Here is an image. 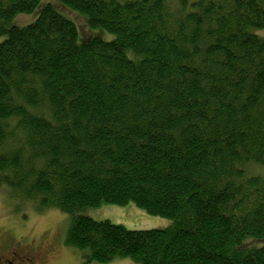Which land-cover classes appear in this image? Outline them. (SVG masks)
I'll use <instances>...</instances> for the list:
<instances>
[{"label": "trees", "instance_id": "1", "mask_svg": "<svg viewBox=\"0 0 264 264\" xmlns=\"http://www.w3.org/2000/svg\"><path fill=\"white\" fill-rule=\"evenodd\" d=\"M0 0V190L69 215L85 262L264 264V0ZM133 202L128 229L81 213Z\"/></svg>", "mask_w": 264, "mask_h": 264}, {"label": "rangeland", "instance_id": "2", "mask_svg": "<svg viewBox=\"0 0 264 264\" xmlns=\"http://www.w3.org/2000/svg\"><path fill=\"white\" fill-rule=\"evenodd\" d=\"M46 3L59 10L64 16L73 20L78 31V41L97 36L106 40L112 39V34L103 27L89 24L87 15L66 7L59 0H41L32 13L18 14L13 23L24 25L35 19L40 7ZM255 34L264 36V27L251 29ZM4 35L0 36V41ZM82 214L96 220L107 219L122 224L128 229L164 228L170 219L160 215H151L132 201L126 204L101 202L98 206H87ZM69 223V215L56 208L38 212L31 205L20 202L8 194L4 186L0 190V252L17 247L27 248L31 243L35 246L36 255L47 264H135L128 257H114L107 263L89 260L85 262L83 252L65 244V233ZM254 244L264 243V237L254 240Z\"/></svg>", "mask_w": 264, "mask_h": 264}, {"label": "flooded vegetation", "instance_id": "3", "mask_svg": "<svg viewBox=\"0 0 264 264\" xmlns=\"http://www.w3.org/2000/svg\"><path fill=\"white\" fill-rule=\"evenodd\" d=\"M35 246L28 244L24 250L17 247L10 248L0 252V264H47L43 262L34 252Z\"/></svg>", "mask_w": 264, "mask_h": 264}]
</instances>
